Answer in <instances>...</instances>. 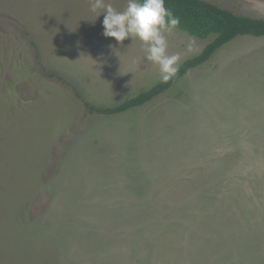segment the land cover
I'll use <instances>...</instances> for the list:
<instances>
[{"label":"rangeland","instance_id":"1","mask_svg":"<svg viewBox=\"0 0 264 264\" xmlns=\"http://www.w3.org/2000/svg\"><path fill=\"white\" fill-rule=\"evenodd\" d=\"M205 1L264 19V0ZM103 20L90 0H0V264H264V37L85 115L75 91L115 107L160 82ZM165 35L179 65L213 39Z\"/></svg>","mask_w":264,"mask_h":264},{"label":"trees","instance_id":"2","mask_svg":"<svg viewBox=\"0 0 264 264\" xmlns=\"http://www.w3.org/2000/svg\"><path fill=\"white\" fill-rule=\"evenodd\" d=\"M165 6L180 19L177 30L199 40L213 38L203 51L185 59L179 65L177 75L167 83L161 81L149 90L121 102L115 107H96L86 101L78 91L79 100L85 105L86 114L115 115L143 107L155 100L183 76L210 61L225 45L242 36L264 37V19L238 15L205 0H165ZM38 57V54H37Z\"/></svg>","mask_w":264,"mask_h":264},{"label":"clouds","instance_id":"3","mask_svg":"<svg viewBox=\"0 0 264 264\" xmlns=\"http://www.w3.org/2000/svg\"><path fill=\"white\" fill-rule=\"evenodd\" d=\"M90 11L98 17L104 14L103 35L123 42L131 38L141 41L145 59L159 66L160 81L167 83L179 71V54L168 53L165 33H172L180 25V19L165 6V0H127L123 11L116 10L106 0H90ZM195 39L189 41L191 52Z\"/></svg>","mask_w":264,"mask_h":264},{"label":"crops","instance_id":"4","mask_svg":"<svg viewBox=\"0 0 264 264\" xmlns=\"http://www.w3.org/2000/svg\"><path fill=\"white\" fill-rule=\"evenodd\" d=\"M171 52H172V50H171V51H168V53H171ZM188 58H189V57H188ZM186 59H187V58H186ZM142 60H143V58H140L139 61H136V65H133V64H132V65H130V66H127L126 69H127V70H134V73H137L138 75L143 74V73H144L143 71L146 70V66H144V65H142V64H139V62L142 61ZM184 60H185V59H184ZM184 60H183V61H184ZM143 61H144V60H143ZM183 61H182V62H183ZM182 62H181V63H182ZM181 63H180V64H181ZM157 68H159L158 65H157ZM127 73H128V72H127ZM131 73H133V72H131ZM156 74H158L159 76H157V77L160 78L159 70L156 71ZM123 75H124V73H123ZM128 75H129V74H128ZM134 75H135V74H130L129 77L132 78ZM124 78H125V76L123 77V79L117 78V81H120L119 84H122V85H121V88H120V86H119L118 84H117L118 86L116 85L117 89L120 90V92H121V90H124V85L126 84V80L124 81ZM128 80L130 81V78H129ZM128 80H127V82H128ZM123 84H124V85H123ZM116 91H117V90H116ZM116 95H117L118 98H119V94H116ZM124 95H125V96L128 95V96H129L128 99H130V98H132V97H134V96H136V95H138V94H135V95H133V96H131V94H130V95H129V94H124ZM130 96H131V97H130ZM83 98H84V97H83ZM84 99L86 100L87 98H84ZM128 99H126V100H128ZM86 101H88V99H87ZM124 101H125V100H124ZM88 102H89V101H88ZM121 102H123V101H121ZM90 103L93 104V102H91V101H90ZM117 104H118V103H117ZM119 104H120V102H119ZM93 105H95V103H94ZM140 108H141V107H140ZM136 109H137V108H136ZM123 114H124V113H123Z\"/></svg>","mask_w":264,"mask_h":264}]
</instances>
